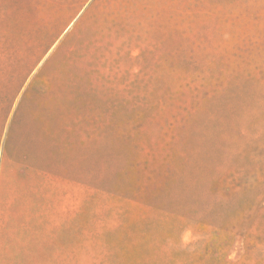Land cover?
<instances>
[{"label": "rangeland", "instance_id": "obj_1", "mask_svg": "<svg viewBox=\"0 0 264 264\" xmlns=\"http://www.w3.org/2000/svg\"><path fill=\"white\" fill-rule=\"evenodd\" d=\"M68 1L0 0V45ZM87 7L59 53L88 115L63 264H264V0Z\"/></svg>", "mask_w": 264, "mask_h": 264}, {"label": "crops", "instance_id": "obj_2", "mask_svg": "<svg viewBox=\"0 0 264 264\" xmlns=\"http://www.w3.org/2000/svg\"><path fill=\"white\" fill-rule=\"evenodd\" d=\"M90 1L48 3L36 40L0 45V264L69 257L70 223L84 207L88 115L59 53Z\"/></svg>", "mask_w": 264, "mask_h": 264}]
</instances>
